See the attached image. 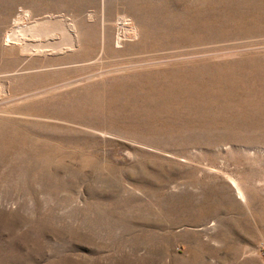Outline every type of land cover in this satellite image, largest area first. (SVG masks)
Wrapping results in <instances>:
<instances>
[{
  "label": "rangeland",
  "instance_id": "374dc122",
  "mask_svg": "<svg viewBox=\"0 0 264 264\" xmlns=\"http://www.w3.org/2000/svg\"><path fill=\"white\" fill-rule=\"evenodd\" d=\"M0 264H264V0H0Z\"/></svg>",
  "mask_w": 264,
  "mask_h": 264
}]
</instances>
